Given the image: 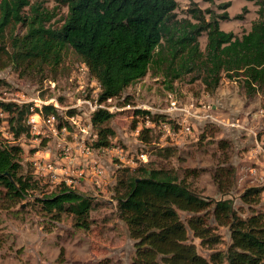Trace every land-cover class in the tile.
Wrapping results in <instances>:
<instances>
[{"label": "trees", "instance_id": "16d2710c", "mask_svg": "<svg viewBox=\"0 0 264 264\" xmlns=\"http://www.w3.org/2000/svg\"><path fill=\"white\" fill-rule=\"evenodd\" d=\"M44 1L65 9L55 24L57 14ZM257 5V18L238 36L219 27L220 20L229 19L227 13L188 6L179 17L175 0H0V69L55 74L65 51L71 50L99 84V101L120 98L147 74L161 77L168 85L189 77V82H198L209 95L226 78L239 83L248 96L264 97V3L257 1ZM228 6L229 2L221 8ZM202 34L203 49L198 40ZM261 108L264 113V102ZM0 112L14 139L27 132L24 106L0 101ZM135 113L148 115L155 126L171 125L160 115ZM112 117L103 110L92 115L95 147L110 145L108 139L114 132L107 124ZM156 130L142 129L138 136L143 145L152 142ZM219 148L226 149L227 143L219 141ZM155 152L159 159L175 155L171 147ZM22 157L18 145L0 144V200L24 199L39 189L23 173ZM120 172L113 198L117 216L133 241L129 264H264V210H251L242 218L230 199L201 196L186 182L197 176L194 169H184L179 177L171 168L153 162ZM212 179L218 193L228 195L235 169L218 167ZM260 196L261 189L250 188L239 198L251 207L259 204ZM34 205L51 220L69 216L78 229L91 224V198L74 189L63 187L35 198ZM179 213L185 214L184 219ZM218 227L229 232L224 252L216 250L221 243ZM194 239L208 252L207 257L199 253Z\"/></svg>", "mask_w": 264, "mask_h": 264}, {"label": "rangeland", "instance_id": "374dc122", "mask_svg": "<svg viewBox=\"0 0 264 264\" xmlns=\"http://www.w3.org/2000/svg\"><path fill=\"white\" fill-rule=\"evenodd\" d=\"M175 1L179 17L183 16L188 6L210 10L215 14L227 13L229 19L220 20L219 27L238 36L247 32L257 18V1L264 3V0ZM227 2L229 6L223 10L221 6ZM43 3L57 14L52 23L65 14V9L58 8L51 1ZM236 16L241 18L237 19ZM198 40L203 49L205 35L202 34ZM80 65L77 56L71 50H66L63 64L55 74L47 72L40 76L13 67L0 69V96L53 99L62 107L69 106L78 95L75 80L76 76L82 74ZM90 80V76L82 75V82L89 90ZM171 102L176 107L197 113L196 117H187L183 112L170 114L173 111L170 109ZM263 102L262 95L248 96L239 83L226 78L209 95L198 82H189V77L168 85L162 82L161 77L147 74L128 87L120 98L112 101L111 105L118 110L111 112L113 117L107 124L114 132V136L108 139L110 145L107 148L118 146L124 154L128 153V159L133 156L134 167L158 162L171 168L179 177L183 176L184 169H194L197 176L186 180L192 190L208 199H230L237 215L244 218L251 210H264V178L255 177L249 172V168L258 167L261 160V155H254L251 150L255 147V138L258 142L264 136V113H260ZM142 111L160 115L169 121L174 134L170 136L156 130L152 133V142L148 146L143 145L135 132L142 122V115L135 112ZM253 114L259 118H253ZM231 122L242 125L244 129L231 127ZM205 129L208 132H204ZM8 132L12 133L10 126L3 130L4 134ZM90 132L96 134L97 139L96 129L92 127ZM22 135L15 142L0 137V144L18 145L22 149L23 173L31 176L39 189L24 199L0 200V264H129L133 241L128 237L125 224L117 216L113 195L120 171L134 167H122L112 154L99 153L106 171L100 186L91 185L88 181L71 184L76 192L90 197L94 205L89 228L78 229L73 226L69 216L54 221L37 211L35 198L49 195L64 186L54 185L43 177L38 178L33 173L29 158L34 153L35 160L50 159L53 166L59 168L61 150L55 143H37L26 133ZM219 141L226 142L227 148L221 150ZM164 147L173 148L175 155L168 159L155 157V150ZM139 153L146 155V161L134 158ZM226 166L235 169V183L228 195L224 196L218 193L212 176L218 167ZM71 170L75 172L80 167L70 168L69 178L73 181L76 179ZM250 188L261 189V196L258 205L248 207L241 202L239 195ZM179 216L184 219L185 214L179 213ZM217 232L221 236V243L216 250L224 252L230 242L229 232L226 227H218ZM193 241L199 253L207 257L208 252L198 246V240Z\"/></svg>", "mask_w": 264, "mask_h": 264}, {"label": "built area", "instance_id": "2783aa9c", "mask_svg": "<svg viewBox=\"0 0 264 264\" xmlns=\"http://www.w3.org/2000/svg\"><path fill=\"white\" fill-rule=\"evenodd\" d=\"M80 70L82 74L76 76L77 79L76 93L77 97L69 106L62 107L53 99H32L19 95H12L10 97L0 96V101L3 103H11L15 106L26 108V116L24 124L27 127L26 135H28L33 141L39 142H51L61 150V158L59 160L60 167L53 166L51 160L39 161L33 158L34 153L29 158L30 164L33 168V173L38 177H43L46 181L64 187L73 189L71 184L79 181H88L91 185L100 186L104 180L106 171L102 165L101 156L99 153H110L117 160V164L120 166H128L130 168L135 166V162L132 160L133 156L129 159L127 154H124L123 150L115 146L113 148L107 147H95L94 141L96 140V134H92L90 129L92 115L100 110L108 113L113 112L115 109L111 105L114 99H107L105 101H99L98 96L100 92L99 84L94 80H90L89 86L91 90L85 88V84L82 82V75L87 74L86 67L81 64ZM54 87L53 84H51ZM5 95V93H4ZM51 108V113H46L45 109ZM170 109L173 110L170 114L183 112L190 118L196 117L197 113L187 111L184 108H179L170 103ZM263 114V111H260ZM86 118V120H85ZM0 137L13 142L19 141L24 135L14 139L12 133H3V130L8 124L5 120V114L0 112ZM185 121V119H184ZM231 127L242 128V125L236 122L230 123ZM157 127L158 130H162L166 135H173L174 129H171L167 123L155 124L150 120L148 115L142 117V122L139 123L136 128L137 136L142 129H149ZM251 152L255 155L258 153L261 155V160L258 162V167L249 168L250 174L255 177L258 175L264 178V136L257 142L255 138V147ZM138 161H146V155L139 153L134 156ZM80 167V170L72 172L76 180H71L69 177V171L71 167ZM59 171L60 173H57ZM259 172V174L257 173ZM84 175V176H83Z\"/></svg>", "mask_w": 264, "mask_h": 264}, {"label": "crops", "instance_id": "0c3cea01", "mask_svg": "<svg viewBox=\"0 0 264 264\" xmlns=\"http://www.w3.org/2000/svg\"><path fill=\"white\" fill-rule=\"evenodd\" d=\"M257 114H253V118H259L258 116H256ZM264 126V125H263ZM247 130V129H246Z\"/></svg>", "mask_w": 264, "mask_h": 264}]
</instances>
